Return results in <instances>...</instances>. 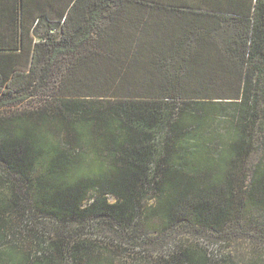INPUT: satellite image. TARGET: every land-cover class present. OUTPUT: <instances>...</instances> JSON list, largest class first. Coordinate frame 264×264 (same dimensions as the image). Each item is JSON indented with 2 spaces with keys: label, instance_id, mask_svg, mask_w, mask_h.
I'll return each mask as SVG.
<instances>
[{
  "label": "trees",
  "instance_id": "obj_1",
  "mask_svg": "<svg viewBox=\"0 0 264 264\" xmlns=\"http://www.w3.org/2000/svg\"><path fill=\"white\" fill-rule=\"evenodd\" d=\"M36 1L0 0V264H264V0Z\"/></svg>",
  "mask_w": 264,
  "mask_h": 264
},
{
  "label": "rangeland",
  "instance_id": "obj_2",
  "mask_svg": "<svg viewBox=\"0 0 264 264\" xmlns=\"http://www.w3.org/2000/svg\"><path fill=\"white\" fill-rule=\"evenodd\" d=\"M223 1H229V2H223ZM36 2L40 5L39 10H42L43 7H44L43 6V2H45V1H43V0L40 1L39 0V1H36ZM221 2L222 3H227V4H220ZM62 5H63V0H58L57 3L54 4V8L58 10L59 8H61ZM205 5H206V7L212 8V9H221L222 7H227V9H234V8H236V9L241 10L240 8L242 6H245L246 5V1L243 2V0H236V1L235 0H207V2L205 3ZM47 8L49 10H51V6H48ZM55 9L52 8L53 11H55ZM225 12H227V11H225ZM261 154H262V149H260V148L259 149H256L253 152V154H252L251 160L253 162L257 161L258 159H260ZM179 227H181V226H179ZM179 227L177 228V230L181 229ZM174 231H172L171 233L174 234ZM155 233L152 234V236H154V239H153L154 240V243H151L150 246L156 247V246L160 245V243L162 244V242L164 240H166L167 238H169V235L165 237V236H163V234H158V233L155 234ZM195 235H197L198 237H200L203 240L206 239L207 241H214L213 246H215L216 244H219L222 241L221 238L216 237V236H211V235L210 236H205V235L199 234V233L198 234L195 233Z\"/></svg>",
  "mask_w": 264,
  "mask_h": 264
},
{
  "label": "built area",
  "instance_id": "obj_3",
  "mask_svg": "<svg viewBox=\"0 0 264 264\" xmlns=\"http://www.w3.org/2000/svg\"><path fill=\"white\" fill-rule=\"evenodd\" d=\"M198 240H199V239H198ZM201 240H202L203 242H206V243H207V240H206V239H204V240H203V239H201ZM202 241H201V242H202Z\"/></svg>",
  "mask_w": 264,
  "mask_h": 264
}]
</instances>
